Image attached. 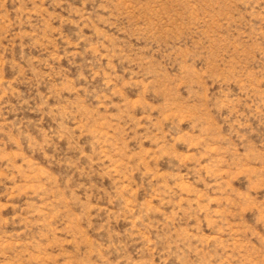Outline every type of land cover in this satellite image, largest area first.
Listing matches in <instances>:
<instances>
[{
    "label": "rangeland",
    "instance_id": "rangeland-1",
    "mask_svg": "<svg viewBox=\"0 0 264 264\" xmlns=\"http://www.w3.org/2000/svg\"><path fill=\"white\" fill-rule=\"evenodd\" d=\"M0 264H264V0H0Z\"/></svg>",
    "mask_w": 264,
    "mask_h": 264
}]
</instances>
